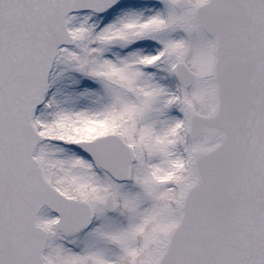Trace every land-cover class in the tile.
<instances>
[{
  "label": "snow or ice",
  "instance_id": "obj_1",
  "mask_svg": "<svg viewBox=\"0 0 264 264\" xmlns=\"http://www.w3.org/2000/svg\"><path fill=\"white\" fill-rule=\"evenodd\" d=\"M0 264H264V0H0Z\"/></svg>",
  "mask_w": 264,
  "mask_h": 264
}]
</instances>
